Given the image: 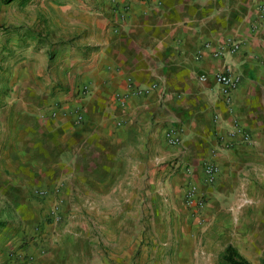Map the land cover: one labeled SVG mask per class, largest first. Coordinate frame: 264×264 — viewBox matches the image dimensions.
<instances>
[{"label": "crops", "instance_id": "crops-1", "mask_svg": "<svg viewBox=\"0 0 264 264\" xmlns=\"http://www.w3.org/2000/svg\"><path fill=\"white\" fill-rule=\"evenodd\" d=\"M48 4L43 43L27 40L0 73L4 201L62 228L73 215L121 222L123 208L139 207L141 184L151 204L158 192L197 220L247 203L245 184L264 183V0ZM218 72L235 81L226 96ZM168 130L178 144H166ZM205 163L218 168L210 187ZM190 184L203 193L199 212L183 199Z\"/></svg>", "mask_w": 264, "mask_h": 264}, {"label": "rangeland", "instance_id": "rangeland-1", "mask_svg": "<svg viewBox=\"0 0 264 264\" xmlns=\"http://www.w3.org/2000/svg\"><path fill=\"white\" fill-rule=\"evenodd\" d=\"M51 1L0 0L1 74L20 47L34 40L43 43L40 31L49 32L52 25ZM0 185V264H224L220 258L228 245L247 264H259L264 255V183H254L253 189L245 184L247 203L237 206L233 199L231 214L208 208L198 220L176 200L162 202L158 192L156 205L151 204L141 184L139 207L123 208L121 222L73 215L65 228L60 219L53 225L46 213L32 216L23 208L21 215L22 208L4 201V183Z\"/></svg>", "mask_w": 264, "mask_h": 264}, {"label": "built area", "instance_id": "built-area-1", "mask_svg": "<svg viewBox=\"0 0 264 264\" xmlns=\"http://www.w3.org/2000/svg\"><path fill=\"white\" fill-rule=\"evenodd\" d=\"M238 45L235 42H228L227 53L233 54L237 51ZM219 53L214 54L217 56ZM200 81L205 80V76H199ZM214 82L219 86V89L223 95H228L235 86V81L229 76L227 72H218L213 75ZM85 90L82 89V92ZM77 120H80V116H77ZM238 130L230 132V136L240 135ZM242 140L246 142L248 140L247 135H240ZM164 139L167 145L174 146L178 144L179 138L174 130H168ZM218 175V168L212 163H205L202 166V183L206 187H210L215 183ZM185 205L192 209L193 212H199L203 208V193H201L195 185L190 184L183 194Z\"/></svg>", "mask_w": 264, "mask_h": 264}, {"label": "trees", "instance_id": "trees-1", "mask_svg": "<svg viewBox=\"0 0 264 264\" xmlns=\"http://www.w3.org/2000/svg\"><path fill=\"white\" fill-rule=\"evenodd\" d=\"M3 226L4 223L0 222V229L3 228ZM220 259L224 264H247L245 260L237 254L236 250L230 246L224 249ZM259 264H264V255Z\"/></svg>", "mask_w": 264, "mask_h": 264}]
</instances>
